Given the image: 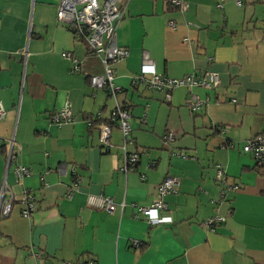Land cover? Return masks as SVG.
<instances>
[{
  "label": "crops",
  "instance_id": "1",
  "mask_svg": "<svg viewBox=\"0 0 264 264\" xmlns=\"http://www.w3.org/2000/svg\"><path fill=\"white\" fill-rule=\"evenodd\" d=\"M183 1L186 9L128 0L116 25L128 55L112 65L114 98L91 86L103 65L57 20L59 0H0V190L13 202L0 217V264H264V171L242 150L264 133V0ZM145 58L161 76L207 70L219 83L170 90L135 83ZM192 96L207 101L196 115ZM115 100L131 113L126 148L139 157L127 172L118 127L106 149L85 122L98 113L108 122ZM67 101L73 120L56 125L51 116ZM167 132L174 137L165 142ZM20 164L29 172L18 180ZM166 176L178 180L164 197L172 220L151 224L135 206L150 205ZM27 194L34 210L23 216ZM89 196H109L117 209L109 213ZM211 216L223 220L209 228Z\"/></svg>",
  "mask_w": 264,
  "mask_h": 264
},
{
  "label": "built area",
  "instance_id": "2",
  "mask_svg": "<svg viewBox=\"0 0 264 264\" xmlns=\"http://www.w3.org/2000/svg\"><path fill=\"white\" fill-rule=\"evenodd\" d=\"M263 1V0H261ZM128 0H59L56 11V18L64 24L73 34L74 38L84 40L92 52L97 55L103 65V72L100 74H91L89 82L94 88H104L115 98L117 88L114 85V73L112 65L118 60L128 55V49L118 45L116 40L117 22L124 17L126 4ZM236 4L242 5L243 0H235ZM170 3L181 9H186L188 3L183 0H170ZM63 56L71 57L73 61V70L79 69L77 58L71 56L69 52H63ZM147 77V80H146ZM135 83L144 82L148 87L157 90H170L176 86H202L204 88L215 87L219 83V76L214 71H203L198 75L188 74L181 77H166L159 75L152 61L145 58L140 66V72L134 79ZM235 102V99L231 100ZM207 105L205 99L192 96L188 100L189 110L192 115L201 113ZM3 114L0 108V117ZM100 113L96 116H87L85 122L88 127H96L99 132V143L106 149L110 146L112 125L114 123L121 133V165L120 169L127 172L134 169L138 162L136 152L127 151V143L130 142L129 132L130 111L115 100V106L110 111L109 122L101 121ZM51 120L60 125L63 122L73 120L71 104L67 101L63 107L57 110L51 116ZM173 133L167 132L163 135L165 142L173 140ZM11 141V145H12ZM230 146L232 142L228 143ZM242 150L249 153L255 161V165L264 171V133H258L246 140L242 145ZM185 157V155H182ZM10 157V154H9ZM10 159V158H9ZM216 179L221 181L224 178V168L216 163ZM29 169L25 165H18L15 168V175L18 180L28 174ZM144 178V175H141ZM178 185L177 178L166 176L156 187V197L148 206H135L137 215L143 216L151 224H160L171 222L172 218L167 213V205L164 197L171 192L176 191ZM5 186L0 190V217H6L13 207L12 196H5ZM88 202L104 208L107 212L113 213L117 209V204L109 196L88 197ZM121 209L123 204H120ZM34 210V196L27 194L23 202L21 213L23 216H29ZM223 220L222 216H211L204 221V224L213 228L216 223ZM62 264H95L94 260H65Z\"/></svg>",
  "mask_w": 264,
  "mask_h": 264
},
{
  "label": "trees",
  "instance_id": "3",
  "mask_svg": "<svg viewBox=\"0 0 264 264\" xmlns=\"http://www.w3.org/2000/svg\"><path fill=\"white\" fill-rule=\"evenodd\" d=\"M109 122V121H108ZM112 126L114 125V123H112V122H109ZM256 166V165H255ZM257 167V166H256Z\"/></svg>",
  "mask_w": 264,
  "mask_h": 264
}]
</instances>
